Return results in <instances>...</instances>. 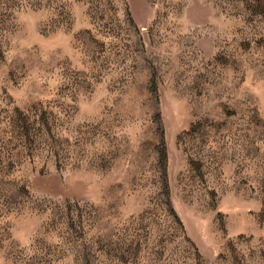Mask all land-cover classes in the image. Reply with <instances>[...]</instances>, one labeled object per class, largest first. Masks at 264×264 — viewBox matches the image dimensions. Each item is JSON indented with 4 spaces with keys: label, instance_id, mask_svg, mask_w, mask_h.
Segmentation results:
<instances>
[{
    "label": "rangeland",
    "instance_id": "obj_1",
    "mask_svg": "<svg viewBox=\"0 0 264 264\" xmlns=\"http://www.w3.org/2000/svg\"><path fill=\"white\" fill-rule=\"evenodd\" d=\"M0 264H264V0H0Z\"/></svg>",
    "mask_w": 264,
    "mask_h": 264
}]
</instances>
